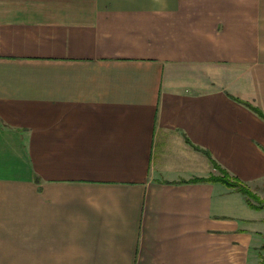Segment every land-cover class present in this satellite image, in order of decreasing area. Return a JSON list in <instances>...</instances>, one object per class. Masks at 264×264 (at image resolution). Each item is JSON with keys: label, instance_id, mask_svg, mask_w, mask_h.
Masks as SVG:
<instances>
[{"label": "crops", "instance_id": "0c3cea01", "mask_svg": "<svg viewBox=\"0 0 264 264\" xmlns=\"http://www.w3.org/2000/svg\"><path fill=\"white\" fill-rule=\"evenodd\" d=\"M264 0H0V264H259ZM198 147L199 149H197Z\"/></svg>", "mask_w": 264, "mask_h": 264}, {"label": "trees", "instance_id": "16d2710c", "mask_svg": "<svg viewBox=\"0 0 264 264\" xmlns=\"http://www.w3.org/2000/svg\"><path fill=\"white\" fill-rule=\"evenodd\" d=\"M234 98V97H233ZM236 101L248 106L252 111H254L258 116H260L262 119H264V112L260 110L259 108L252 106L251 104L247 102H243L237 98H234ZM199 149L198 147H196ZM202 151L205 153V155L208 157L211 165L217 169V173L210 174L207 177H200V178H193L192 181H210V182H220L221 184L225 185L228 188H231L237 192H240L247 204L254 208V209H261L264 207V199L260 198L258 195H256L244 182L239 180L238 178L230 175L225 169L221 168L211 157V155L206 151ZM264 248V247H262ZM259 264H264V258L261 259Z\"/></svg>", "mask_w": 264, "mask_h": 264}, {"label": "rangeland", "instance_id": "374dc122", "mask_svg": "<svg viewBox=\"0 0 264 264\" xmlns=\"http://www.w3.org/2000/svg\"><path fill=\"white\" fill-rule=\"evenodd\" d=\"M218 172V171H217ZM216 172V173H217ZM246 184V183H245ZM247 185V184H246ZM248 186V185H247ZM249 187V186H248ZM250 188V187H249ZM251 189V188H250ZM252 190V189H251ZM253 191V190H252ZM256 195H258L255 191H253ZM259 196V195H258ZM260 197V196H259ZM260 198H262V197H260ZM262 199H264V198H262ZM250 207V206H249ZM250 208H252V207H250ZM252 209H254V208H252ZM261 209H264V207L263 208H261ZM256 210H259V209H256ZM260 253L258 254L259 255V257H260V261H261V259L262 258H264V248H261L260 250Z\"/></svg>", "mask_w": 264, "mask_h": 264}]
</instances>
